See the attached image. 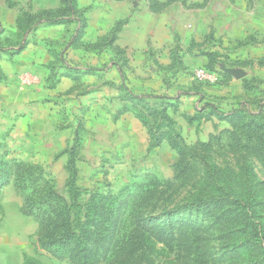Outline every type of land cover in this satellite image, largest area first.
<instances>
[{
    "label": "rangeland",
    "instance_id": "rangeland-1",
    "mask_svg": "<svg viewBox=\"0 0 264 264\" xmlns=\"http://www.w3.org/2000/svg\"><path fill=\"white\" fill-rule=\"evenodd\" d=\"M248 2L57 0L74 35L61 33L23 127L32 142L8 144L27 120L19 106L0 118V192L13 186L20 200L0 215L23 227L8 233L23 264H264V37L233 49L210 23ZM90 11L108 32L85 42ZM121 32L122 46L145 37L122 49ZM10 88L0 67V92Z\"/></svg>",
    "mask_w": 264,
    "mask_h": 264
},
{
    "label": "crops",
    "instance_id": "crops-1",
    "mask_svg": "<svg viewBox=\"0 0 264 264\" xmlns=\"http://www.w3.org/2000/svg\"><path fill=\"white\" fill-rule=\"evenodd\" d=\"M251 1L253 6L248 2L244 11H241V15L232 9H226L220 17L218 14H215L213 22H210L213 24L212 29H214L215 35L217 37H227L229 39L228 44L233 49L235 47L239 48V41H242L241 39L246 38L250 33H256L264 37V0L260 2L258 0ZM57 5V0H0V39L3 42L7 40V44L2 46L0 67L3 70L8 85L11 86L9 93H5L3 89L0 92V105H2V110H0L1 123L5 125V123L13 121L17 112V106L24 111V116L27 115V120L21 119L17 129L13 131L12 137L15 142L12 140L8 141L9 139H7L9 146L14 145L17 149H23L27 147L28 143L32 142V138L28 139L27 137L28 128L23 127L29 123V118L32 116L30 110L33 108V104L41 105L43 103V94L45 95L43 87L46 82V75L49 69L57 63V51L59 47V42L57 41L61 39L63 35L61 33L65 32V24L52 25L44 19L38 20L35 22L34 28L26 33H22L20 23L27 16H35L43 12L53 11ZM80 5L83 6L84 4L81 2ZM218 10L216 9V11ZM90 13L91 11L87 15L89 27L80 36L85 42H93L95 39L105 37L108 32L105 25V15H101L98 18L97 31L93 29L94 25L92 24ZM210 19L212 21V18ZM122 32L116 34L115 47H119L120 43L125 39ZM65 35H69L72 38L74 34L66 32L64 33ZM148 35L147 33L146 37ZM127 37L129 42L125 46L121 45L122 49L127 47L128 49L132 48L136 45L135 42L138 41V38L141 37L142 39L145 36L130 32ZM16 38H23V45H20L21 42H17ZM245 50L241 51L240 54L249 51ZM187 51L189 52V50ZM195 60L192 59V63L198 65V61ZM62 80H66L67 83L66 78H62ZM117 81L120 84L118 77ZM18 84L19 86L21 84L22 87H15ZM19 208L20 200L17 198L13 186L3 187L0 192V209L7 216L8 209H11L13 213L16 211L19 213ZM6 216L0 215V232H3L2 229L6 231L5 237L2 238L0 236V264H23V256L17 252L20 248L18 247L17 250H10L8 248L10 239L8 233L14 230H17L19 233V229L23 227L19 225L18 228L15 223L13 227L10 226L8 220L5 221ZM2 222H4V225ZM22 235L21 238L24 241V233Z\"/></svg>",
    "mask_w": 264,
    "mask_h": 264
},
{
    "label": "trees",
    "instance_id": "trees-1",
    "mask_svg": "<svg viewBox=\"0 0 264 264\" xmlns=\"http://www.w3.org/2000/svg\"><path fill=\"white\" fill-rule=\"evenodd\" d=\"M37 18V21L38 20H46V21H48L50 24H52V25H58V24H67L68 22H69V19H68V16H67V14L63 17V18H61V17H57V13L56 12H52V11H47V12H43V13H40L39 15H35V16H33V18ZM26 26V24H24V25H22V22H21V24H20V28L21 29H24L23 31H22V33H26L27 31H29V30H31V27H25ZM1 163V162H0ZM22 169L23 168H21L20 170L22 171ZM1 177V176H0ZM3 186V185H2ZM17 193L20 195V194H22V193H20L19 192V189H17ZM21 196V195H20ZM41 205L43 206L44 205V203L42 202L41 203ZM26 207V206H25ZM21 213L22 214H24V215H26L23 211H21ZM143 214L141 213L140 215H139V217H141ZM40 222V221H39ZM139 223H141V224H144L145 223V221L143 220V218H142V220L139 222ZM136 229H138V228H136ZM79 264H81L80 262H78ZM24 264H27V262H26V257H25V262H24Z\"/></svg>",
    "mask_w": 264,
    "mask_h": 264
},
{
    "label": "built area",
    "instance_id": "built-area-1",
    "mask_svg": "<svg viewBox=\"0 0 264 264\" xmlns=\"http://www.w3.org/2000/svg\"><path fill=\"white\" fill-rule=\"evenodd\" d=\"M196 77L199 81L205 83H214L216 81L215 76L205 69H200L196 72Z\"/></svg>",
    "mask_w": 264,
    "mask_h": 264
},
{
    "label": "water",
    "instance_id": "water-1",
    "mask_svg": "<svg viewBox=\"0 0 264 264\" xmlns=\"http://www.w3.org/2000/svg\"><path fill=\"white\" fill-rule=\"evenodd\" d=\"M226 72L228 74H231L233 76H235L236 78L240 79L244 77V72L240 71V70H226Z\"/></svg>",
    "mask_w": 264,
    "mask_h": 264
}]
</instances>
